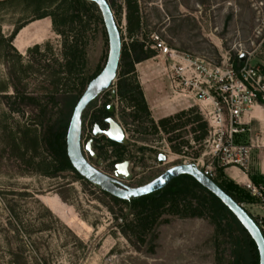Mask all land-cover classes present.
<instances>
[{
    "label": "rangeland",
    "instance_id": "obj_1",
    "mask_svg": "<svg viewBox=\"0 0 264 264\" xmlns=\"http://www.w3.org/2000/svg\"><path fill=\"white\" fill-rule=\"evenodd\" d=\"M128 1L107 0L122 48L129 49L133 41L143 44L144 52H153L149 66L154 70L162 66L151 49L156 39L213 65L244 56L247 65L264 68V0H130L140 22L132 37L127 32ZM97 10L91 3L73 5L70 0L0 5V264H234L243 251L234 226L228 230L223 222L224 233H218L207 215L181 219L165 214L155 239L153 234L139 237L126 206L114 204L71 173L50 174L48 128L61 115H72L68 99L75 97L77 103L107 61L108 39ZM64 18L71 19L66 26L60 25ZM75 45L80 55L69 66V49ZM131 78L138 84L136 74ZM120 79L118 69L109 91L83 113L81 144L84 150L93 123L100 119L98 110L107 105L114 108L128 145L97 139L95 158L85 153L91 166L137 188L182 165V157L201 158L207 148L206 126L198 107L184 112L176 131L161 130L160 135L150 116L134 118L135 111L117 97ZM168 149L167 163L156 169L157 156ZM124 163L126 172L120 174L117 166Z\"/></svg>",
    "mask_w": 264,
    "mask_h": 264
},
{
    "label": "built area",
    "instance_id": "obj_2",
    "mask_svg": "<svg viewBox=\"0 0 264 264\" xmlns=\"http://www.w3.org/2000/svg\"><path fill=\"white\" fill-rule=\"evenodd\" d=\"M151 49L157 54L156 59L161 60L162 78L172 98L198 107L206 126L204 154L199 159L182 157L181 164L193 165L210 180L214 179L216 169L234 167L246 173L252 152L264 150V125L258 118L250 116L253 108L264 113L262 69L244 63L235 70L231 60L226 58L220 65H213L173 51L157 39ZM255 123L259 125L258 129H255ZM158 131L162 135L159 128ZM123 132L125 134L124 129ZM242 135L246 136V141L238 142L237 138ZM169 152V149L168 153L161 152L167 161ZM122 165L127 167L128 164ZM247 191L264 206L263 187L249 186ZM254 221L264 234V220Z\"/></svg>",
    "mask_w": 264,
    "mask_h": 264
},
{
    "label": "trees",
    "instance_id": "obj_3",
    "mask_svg": "<svg viewBox=\"0 0 264 264\" xmlns=\"http://www.w3.org/2000/svg\"><path fill=\"white\" fill-rule=\"evenodd\" d=\"M70 3L73 5H79L80 3H84V1L70 0ZM127 10V32L129 37H132L134 30L139 29L140 27L139 18H137L136 16L138 14L136 4H132V1L129 0L127 3ZM97 12L99 13L98 10ZM45 17L47 16H44L41 19ZM70 20L69 18L68 20L64 18L60 20V25L66 26L68 21ZM76 48L77 47L75 45L71 46L69 49V66L73 65L74 62L79 58L80 53ZM152 57L153 52L150 50L144 52V45L140 44L137 41H133L129 49L123 46L121 50L120 62L118 66V69L121 73V79L117 84L116 94L119 99L125 101L135 111L134 118L136 119H142V113H144L146 116H149V112L140 87L137 83L131 82L130 80L132 79L131 77H134L135 74L134 66L136 64L148 61ZM244 63L245 60L244 62H241L240 57H236L235 62H233L232 64L235 70H239ZM262 71L264 74V68L262 69ZM96 76L90 79V81H92ZM75 99V97L71 98L70 96L67 105H74L75 107ZM107 107V105H104L98 110L100 119L93 123L94 125L100 126L101 129L103 127L105 128L103 124L104 119L114 117V113L109 114L107 112ZM184 117L185 113L182 112L174 117L161 120L157 124H155V130L159 128L162 131H166L167 129L169 131H176L177 128L182 126L181 120ZM70 118L71 113L67 115H61L59 119L53 122V124H51L48 128L45 145L52 158V163L49 166V170L51 172L50 174L53 175L62 172L71 173L78 180L86 182L78 175L77 172L73 170L67 158L65 139ZM201 127L202 129L205 128L204 125H202ZM110 144L111 146L121 147L111 142ZM212 181L220 190H222L238 205H251L256 204L258 201L255 198L251 197L248 192L238 188L229 180H227L222 169H216L215 177ZM251 181L253 182V184H256L258 186L259 182L255 177H251ZM100 191L114 204L126 206L132 217L134 218L135 226L133 228L139 237L145 234H153V239H155L156 235H154V230L160 223L159 221L161 217L165 214L176 215L181 219L202 218L207 215L210 223L214 226L215 230L218 233H224L221 230L223 222L225 223V228L228 230H232L233 226L238 229V232L241 235L243 251L236 255V261L234 264H259L257 249L244 229L217 198H215L212 194L201 187L194 179L189 176H179L166 188L159 192L139 199L128 200L126 202L117 200L109 196L102 190ZM182 205L184 206L182 207ZM180 207H182V210H180Z\"/></svg>",
    "mask_w": 264,
    "mask_h": 264
},
{
    "label": "water",
    "instance_id": "obj_4",
    "mask_svg": "<svg viewBox=\"0 0 264 264\" xmlns=\"http://www.w3.org/2000/svg\"><path fill=\"white\" fill-rule=\"evenodd\" d=\"M82 1L91 3L97 7L107 35L109 52L104 68L88 83L86 89L76 103L70 118L65 141L67 158L73 170L90 185L99 188L109 196L123 202L149 196L163 190L179 176H189L217 198L232 214L254 243L258 253V263L264 264V236L256 222L241 205L235 203L229 196L220 190L212 180L205 177L193 165H177L170 167L151 182L137 188H129L124 186L120 181L102 174L89 164L85 158V153L95 158L92 152L93 139L104 137L107 141L122 147L127 146L128 142L118 122L109 118L103 122L105 126L104 129H101L98 125L94 126L92 139L89 140L85 149H82L81 134L83 113L92 102L103 93L108 92L113 85L117 76L122 50L121 35L107 0ZM244 60L245 57L240 56V61L244 62ZM112 98L115 99L116 95L112 94ZM107 112L112 114L114 112L113 107L108 106ZM157 160L160 166L167 162L166 157L163 155H159Z\"/></svg>",
    "mask_w": 264,
    "mask_h": 264
},
{
    "label": "crops",
    "instance_id": "obj_5",
    "mask_svg": "<svg viewBox=\"0 0 264 264\" xmlns=\"http://www.w3.org/2000/svg\"><path fill=\"white\" fill-rule=\"evenodd\" d=\"M5 1L10 0H0V5L2 6ZM46 18L47 17L28 21L24 27L35 21L44 20ZM150 61L151 60L136 64L135 74L151 121L157 124L161 120L174 117L193 108L194 106L192 104L183 103L172 98L170 92L167 90L166 82L160 77L161 68H155V70L150 68ZM153 70L156 72L158 78H156L155 74L152 73ZM250 116L256 117L259 121H261V117L264 116V113L256 108H253ZM245 120L248 121V117H246ZM261 125L264 124L262 123ZM254 127L255 129H258L259 125L255 123ZM242 136L245 137V139H242L239 142L246 141V136ZM156 162L157 165L154 164L153 166H156V169H158L161 166H159L158 160ZM123 172H126L125 169H121L120 174H123ZM223 173L227 180L246 192H248L247 188L249 186H257L256 184H253L251 177H255L257 179L259 182L258 187L264 188V150L252 152L249 169L246 173L234 167L223 169ZM242 207L253 219L264 220V206L260 205L258 201L256 204L242 205Z\"/></svg>",
    "mask_w": 264,
    "mask_h": 264
},
{
    "label": "bare ground",
    "instance_id": "obj_6",
    "mask_svg": "<svg viewBox=\"0 0 264 264\" xmlns=\"http://www.w3.org/2000/svg\"><path fill=\"white\" fill-rule=\"evenodd\" d=\"M26 29V28H25ZM24 32V31H23ZM21 34V33H20ZM23 34V33H22ZM26 36V35H25ZM22 38V37H21ZM23 40V39H22ZM126 167L124 166V165H121V166H119L118 167V169H119V172L121 171V169H125ZM126 170V169H125Z\"/></svg>",
    "mask_w": 264,
    "mask_h": 264
},
{
    "label": "flooded vegetation",
    "instance_id": "obj_7",
    "mask_svg": "<svg viewBox=\"0 0 264 264\" xmlns=\"http://www.w3.org/2000/svg\"><path fill=\"white\" fill-rule=\"evenodd\" d=\"M106 119H109V118H106ZM106 119H104L103 122H104ZM111 119H114V117L111 118ZM102 129H104V127H103ZM96 140H97V139H93V143H95ZM90 157H91V156H90ZM91 158H92V157H91Z\"/></svg>",
    "mask_w": 264,
    "mask_h": 264
}]
</instances>
